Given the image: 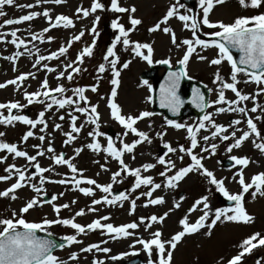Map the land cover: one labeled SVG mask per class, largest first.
<instances>
[{
	"label": "snow or ice",
	"instance_id": "6c2138e0",
	"mask_svg": "<svg viewBox=\"0 0 264 264\" xmlns=\"http://www.w3.org/2000/svg\"><path fill=\"white\" fill-rule=\"evenodd\" d=\"M65 2L66 0H35L34 5L32 3H17V0H0V17L7 15L3 10L5 5L24 10L32 9L42 4L52 3L59 5ZM197 2L201 9L202 16L196 14L193 8L187 7L182 0H175L162 19L148 29L149 33L162 31L164 34L170 35L171 44L176 49L185 48L182 58L177 61V63L182 66L180 71H170L165 78V82L160 85V107L167 108L173 115L179 113L180 108L184 105V101L179 96L178 89L183 78L192 79L187 72L191 57L193 54H196L198 60H208L207 56L197 52L198 49L200 51H207L210 48L217 50L216 58L209 61L210 66H217V71L212 81L213 84L217 85L216 99L207 100L205 94L200 89L193 88V96L190 103L204 113L199 118L195 127L165 118V124L167 126L176 130H186V139L190 144L187 147L180 145L176 148L170 143H163V148L167 151L164 155L156 158L155 164L146 163L140 167L131 168L125 163L124 155L126 153L132 154V159L134 160V150L138 145L145 142L148 144L152 143L148 133L139 130L136 125L145 118L157 115V113L143 111L136 116L125 115L116 102L118 88L120 86L119 78L121 70L127 69L131 63V60H128L121 64L117 46L122 45L123 50L126 52L130 51L134 58L138 57L146 61L149 65L153 63L152 57L154 55V48L152 44L132 41L130 38L131 33L135 32L137 27L142 24V20L134 16L136 12L134 6L126 8L121 6L120 0H110V6L106 7L102 0H92L89 8L77 7L76 19H86L90 15L97 13L98 10L101 12L110 11L116 14H128V24L130 27L126 28L124 24L120 23V16L111 20V28L115 35L111 41V45L107 47L102 57L103 62H101L96 69V83L88 87H75L71 89V96L66 95L69 89L65 87L63 83H59V81L66 79L71 83L76 75L86 71L81 65H83L85 58H92L94 56V49L97 44V37L99 36L97 25L101 17L99 15L94 16L91 28L87 29L88 34L93 36V39L90 44L85 45L78 51L74 60H69L68 58L69 49L75 42L81 41L82 37L85 35V29H81L78 34H73L67 40L66 44H62L57 51H51L48 55L39 54V48L33 44V48H35L36 51L35 61L32 67L37 68L39 65L46 73H56L55 79L58 83L56 87H50L47 76H45L40 84V90L31 93L24 91L26 104H21L18 101L0 103V110L6 109L8 113L5 116L3 112H0V125L14 126L15 123L19 122L29 126V130L21 137V143H26L30 137L35 136V133L31 129H36L38 125L41 126L39 131L43 133L35 137L41 142L40 144L33 145V148L36 149L35 155H29L26 150H21L16 143L0 141V152H6L12 155L13 159L24 158L27 161L26 165L23 167H17L15 164H11L4 169L7 174L0 175V181H8L15 177V182L7 189L0 191V197H10L12 200H16L18 199L15 194L17 190L25 187L30 188L36 194L33 198L25 202L24 206L20 208L19 213L13 212L11 218H0V264H67V261L54 255V250L57 247H65V243L67 246L82 245L83 241L78 239V237L81 235L86 236L96 231H99L102 235L107 236L113 241L135 237L130 247L134 248L136 244L141 245L142 250L148 256L147 264H172L173 251L185 236L196 234L200 232L201 229L205 228L207 229L205 235L210 236L212 229L218 222L243 224H250L253 222V217L244 207V198L245 194H250L253 199H255L258 194L264 197V172L253 175L250 178V182H246L243 174L244 169L252 161H250L247 156H230L229 159L234 162V165L239 166V170L235 173L233 179L238 178L236 182L241 189L238 193H231L226 188L224 179H217L212 171L204 167L202 161L206 159V157L198 155L194 150L199 148L201 153L215 155L218 144L215 142L209 144L208 142L210 140L215 141L219 139L221 142L231 141L226 147V151L231 153L233 149H240L243 144L251 138V143L254 148L264 154V134L261 133L257 124L254 122L261 120L262 117L260 115L255 117L249 116V112L256 113L258 108L264 113V108L256 104V96L264 93V13L253 16H240L235 18L232 23L225 24L223 22H213L209 17L213 8L216 5L225 3L226 0H197ZM238 3L242 8L257 9L264 6V0H238ZM181 10L184 11L182 12ZM38 17H42L47 22L48 26L44 27L39 32H32L31 25H29L27 29L28 35L30 36L29 40L17 35V33L20 32L19 28H13L8 32H0V42L10 43L17 49L12 56L4 57V59L12 62L14 71L16 70V61L20 57L25 54H27L29 58L33 57V48H29L28 44L35 41H39L41 44L45 42L52 43L55 37L50 35L46 36L47 33L54 29H72L75 27L73 18L63 14L53 17L50 14V10L44 9L40 12L29 11L27 14L20 15L18 18L4 19L2 23H0V29L6 26L32 22ZM172 18H176L182 23V29L188 30L191 33V38L177 40L175 31L167 26L169 20ZM162 25L164 26L162 27ZM204 28L213 31L202 32ZM201 35L207 36L208 39L201 38ZM7 36H10L11 39L5 40ZM21 48L24 49L23 52L19 51ZM234 51L239 54L238 60L234 57ZM62 57L64 58L63 60H61ZM52 60L60 61V64L63 66L62 70L58 71L59 66H49L47 61ZM225 61L230 65V74L228 78H225L220 71V66ZM156 63L169 65V67L172 66L170 59L159 60L156 61ZM107 72L111 74L109 80L111 85L110 95L107 97L101 95L100 99L105 100L106 106L110 110V117L124 130L123 136L120 138L119 147H117L112 137H106V146H102L97 139L105 135L99 131V105L92 104L85 94L87 91L98 94L100 81L103 79V74ZM29 77L33 79L36 78L35 74L32 72L21 73L14 79L0 83V89L13 85L16 90H20ZM240 77H243V79L241 80ZM241 83L245 85L249 83L257 85L258 90L255 95L243 93V91L238 88V85ZM143 84L148 86L149 92L152 91V86L148 84V81H143ZM212 91L213 89H208L209 93ZM226 91H231L235 99L229 100L226 98ZM151 99L152 97L149 96L148 100L151 101ZM49 100L50 102H48ZM249 100H251L254 105L251 109H248L246 106H241L245 101ZM33 104H39L43 107V110L38 113L35 119L29 118L27 115L19 114L20 110ZM214 106H216L214 112L205 111V109L213 108ZM54 107L57 111L66 108L71 109V111L67 113L70 121V131L63 132L60 123H54L53 125V131L59 130L66 137L63 141L65 145H70L77 139V136L85 127V124L94 125L93 130L88 132V136L92 137V142L83 147L75 148V156L73 157H66L63 153H57L53 146L51 133L47 132L48 121L46 119V113L52 111ZM13 109L18 110V114H13ZM73 113H80L85 116V121L77 126L78 117ZM220 114H238L240 118L231 119L228 124L225 125L217 123L215 120V116ZM58 119L63 121L65 116L60 115ZM242 123H246L247 130L237 127ZM151 126L152 125L149 124L150 128ZM201 130L208 134L199 136ZM238 132L241 133L239 136H237ZM4 135V132H0V137ZM129 135H132L134 139L126 143L123 137ZM164 135H166L165 132L156 133V136L161 139H163ZM46 138L47 147L45 148L43 145ZM201 140L206 146L201 145ZM258 140L260 142H257ZM84 147H87L94 153L99 154L102 152L105 154V164H100L102 171H110L106 166L107 158L110 157L117 162L119 169L111 174L109 183L100 184L96 179L84 177V170L76 166L74 163L75 157L80 155ZM169 153H179L178 159L181 161L184 160L185 156L190 157L191 163L177 169L175 161L170 158L165 159ZM44 156H47L51 161L48 167H42L37 159L38 157ZM6 159L7 156H0V163H3ZM94 163L99 162L94 161ZM157 165L163 166V171H160L159 175L164 178L162 183L165 189H175L179 182L184 180L190 173L199 172L208 180L210 185L215 186L216 192L220 193L227 201L233 202L232 206L216 208L213 211L208 202L209 197L207 195L195 200L186 214L179 220V225L182 230L175 233L167 240L162 238L163 234L160 229H156L155 231L149 230L152 229L155 224L162 225L172 211L171 208L162 215L157 216L152 214L148 217L141 216L138 217L137 221L119 226L107 222L111 219L110 215L100 216L86 225L76 222L77 217H83L88 213L98 212L99 209L95 207L96 205L123 207L125 201L129 202L128 214L134 215L137 209V201L140 200L142 196L147 198L142 205L145 208L150 205H163L166 202L163 196L153 197V193L161 189L162 184L156 183L152 175H142V172L147 173L156 168ZM57 166H66L71 173V178L56 180L51 179L49 176H45V173L61 175L56 170ZM29 167L35 169L34 174L28 173ZM174 169L175 172L173 173ZM169 173L173 174L170 175ZM97 175H99V173H97ZM127 176L133 178L130 188L127 192L121 191L118 195H114L113 185L123 183ZM33 181L37 182L34 183ZM46 183L59 185L71 184L74 186L73 190L79 191L85 197L92 198L91 205L86 206L87 211L85 208H81L75 211L70 218H61V211L69 210L71 212V205H75L77 200L73 199L70 204H56L55 201L64 195L63 192H61L59 196L52 195L50 199H43L42 194L43 196H47V192L43 187ZM142 186L147 190L140 192L139 195L132 198V194ZM95 190H99L103 195L100 198H95ZM250 190L252 191L250 192ZM183 199V197L180 198V200ZM44 204H48L52 207L57 217L56 219L50 220L44 217L39 222H32L25 218V214L29 213L30 210L43 207ZM180 206V202H175L173 204V208L175 209H178ZM197 211L202 214L199 215L194 222L190 223L189 216ZM53 225L67 227L73 230L74 234L62 237L64 243H60L59 245L54 243L53 240L42 238L37 234L38 232H44L51 236L48 230ZM141 226L144 227L146 232H149V239H144L142 236L136 234L135 230ZM254 241L256 243H254ZM107 243L108 240H103L100 243H92L85 247H81L80 252L92 253L96 251L108 254L111 252V249L108 247H101V244ZM258 246H264V236H261L260 233H254L241 242L239 245L240 251L237 255L228 259L227 264H242L243 257L246 254H251L253 249ZM154 252L156 253L155 260L152 258ZM130 254L138 255L137 252H124L119 255H112L108 258L111 261H119ZM78 258L76 252H72L69 256V259L74 262L77 261ZM91 264H105V262L104 260L93 259ZM257 264H260V262L257 261Z\"/></svg>",
	"mask_w": 264,
	"mask_h": 264
},
{
	"label": "rangeland",
	"instance_id": "374dc122",
	"mask_svg": "<svg viewBox=\"0 0 264 264\" xmlns=\"http://www.w3.org/2000/svg\"><path fill=\"white\" fill-rule=\"evenodd\" d=\"M106 7L110 6V0H102ZM175 2V0H120V4L123 7L130 8L134 6L136 12L134 16L142 20V24L137 27V30L131 33L132 41H139L142 43H151L154 48V55L152 57L153 63L149 65L146 61L141 60L138 57L133 56L130 51H124L122 45L117 46V52L120 56L121 64L125 61L131 60V63L127 69L121 70L120 75V86L118 88V95L116 97V102L122 109V113L125 115L136 116L140 112L150 111L152 112V99L148 100V97L151 96L148 86L143 84L141 78L142 74L149 70L150 66L160 67V63L156 61L170 59L172 67H176L179 64L177 61L182 58L185 48L176 49L170 41V35L164 34L162 31H157L154 33H149L148 29L153 26L157 21L161 20L162 17L166 14L168 8ZM17 3L27 4L32 3L35 5V0H17ZM92 3V0H66L65 3L56 5L52 3L42 4L40 6H35L32 9L20 10L14 6H4V11L7 13L6 16L0 17V23L4 19L9 18H18L20 15L27 14L29 11H43L44 9L50 10V14L55 17V15L63 14L73 18L75 27L72 29H54L46 34V36H53L55 40L52 43H43L35 41L28 44L29 48H33V44L39 48L40 53L43 55H48L51 51H57L62 44H66L67 40L73 35L78 34L81 29H85V35L82 37L80 42H75L72 47L69 49L68 58L69 60H74L78 51L82 49L85 45L90 44L93 36L89 35L87 29L91 28L92 20L95 15L101 17L98 25L97 31L99 36L97 37V44L94 49V56L92 58H85L82 68L86 71L82 72L79 75H76L74 80L69 83L66 79L59 81L63 83L65 87L69 89L66 95L71 96V89L75 87H88L96 83V69L98 65L103 62L102 57L106 52L108 46L111 45V41L114 38V31L111 28V20L115 19L117 16H120V23L124 24L125 27H130L128 24V14H116L110 11H97V13L90 15L86 19H76V9L77 7L89 8ZM195 13L202 16L201 9L199 5L193 8ZM182 12L184 10H181ZM264 13V6H261L257 9L252 8H242L238 0H226L225 3L216 5L210 13V20L213 22H223L225 24L232 23L235 18L240 16H253ZM31 25L32 32H39L44 27H47V22L42 18L38 17L32 22H25L21 25H12L6 26L5 28L0 29V32H8L13 28H19L20 32L17 33L21 38L26 40L30 39L27 29ZM164 25H162L163 27ZM168 27H171L177 36V40H182L186 38H191V33L188 30L182 29V23L176 18H172L168 22ZM213 30L202 29V32H210ZM201 38L208 39L207 36L201 35ZM11 37H5V40H10ZM17 49L14 45L6 42H0V83H4L8 80L14 79L16 76L21 73L32 72L35 74L36 78L33 79L29 77L27 81L24 82L23 87L20 90H16L15 86L9 85L6 88L0 89V103L8 102H20L21 104H26L24 99V91L29 93L40 90V84L47 76L50 87H56L58 81L55 79L56 73H46L41 66L33 68L32 65L35 61V48H33V57L29 58L27 54L20 57L16 61V70H13V64L10 60L4 59L5 56H12ZM19 51H24L23 48ZM197 52L201 55L207 56L208 60L200 61L197 59V55L193 54L191 57L187 72L193 81L204 84L207 88L213 89L210 93V100L216 99V88L217 85L213 84L214 74L217 71V66H210L209 61L213 58H216L217 50L210 48L207 51ZM64 58L62 57L61 60ZM49 66L58 67V71L62 70V65L58 60L47 61ZM119 67V65H118ZM40 69V70H38ZM70 71V70H69ZM221 74L228 78L230 74V65L225 61L220 66ZM164 74V69L160 68L158 73V79H160ZM111 78L110 72L103 74V79L100 81V87L97 93H92L87 91L85 94L88 97L89 101L92 104H98V111L100 113V129L104 136L98 137L102 146H106L107 140L106 137L109 136V129L114 131L112 136L117 147L120 146V138L123 136V128L110 117V110L106 106L105 100H101L100 96L103 95L107 97L110 95L111 85L109 80ZM242 80L243 77H240ZM230 82V81H229ZM148 84L152 86L153 81H148ZM238 88L243 91L245 94L255 95L257 92V85L249 83L247 85L241 83L238 85ZM226 98L229 100L235 99L234 94L231 91H226ZM75 99V97H74ZM50 102V100L48 101ZM82 103V102H81ZM256 104H259L261 108H264V93L256 96ZM248 109L253 107V102L251 100L245 101L243 105ZM216 106L209 108L207 111L214 112ZM26 108H32L33 113L30 115V118L35 119L38 116V113L43 110V107L39 104L29 105ZM68 111L71 109H61L59 111L54 107L52 111L46 113V119L48 121L47 132L51 133V139L53 146L56 149L57 153H63L66 157L75 156L74 149L78 147H83L88 143L92 142V137L88 136V132L92 131L94 125L85 124V127L81 130L77 139L72 142L70 145H65L63 141L66 137L62 134L61 131H53L54 123H60L62 125L63 132L70 131V121L67 115ZM6 116L7 110H0ZM78 117L77 126L83 123L86 119L85 116L80 113H73ZM23 115V114H22ZM64 115L65 119L63 121L59 120L58 117ZM260 115L262 118L259 121H254L257 124L258 129L264 134V113L258 108L256 113L249 112V116L255 117ZM240 118L238 114H220L215 116L217 123L227 125L231 119ZM199 118L189 116L187 118L178 121V123L187 124L195 127L198 123ZM151 124V128L149 127ZM41 126H37L36 129H31L34 133V137H30L26 143H21V137L29 130V126L21 124L19 122L15 123L14 126H4L0 125V132H4L5 135L0 137V141L8 143H16L21 150H26L29 155H35L36 149L33 148V145L40 144L41 142L36 139L39 135H42L39 131ZM136 127L139 130L147 132L150 136L152 143H142L136 147L134 150L135 159H132V154H125L124 160L131 168H137L146 163H156V158L161 155V149L163 148V143H170L173 147L178 148L180 145L185 147L189 146L190 142L186 139L187 132L185 129L176 130L165 124V118L161 115H154L149 118L138 122ZM244 130H247L246 123H242L237 126ZM231 131V129H230ZM157 132H165L166 135L163 136V139L156 136ZM205 133L201 130L199 136H203ZM241 133H237L239 136ZM124 141L131 142L134 137L129 135L123 137ZM217 143L218 148L215 155H209L208 153H201L200 149H195V153L198 155L205 156L206 159L202 161L205 168L212 171L217 179H224L226 188L231 193H238L241 189L239 184L236 182V179H233L235 173L239 170V166H235L232 170H224L222 168L221 162L230 156L243 157L247 156L251 163L244 169V177L246 182H250V178L258 173L264 172V154L259 152L251 143V138L249 141H246L240 149H233L231 153L226 151L227 145L231 141L221 142L219 139L208 143ZM257 142H260L259 140ZM202 146L204 142L200 141ZM43 147H47V138L44 142ZM177 154L169 153L165 159H172L175 161L177 169L183 166H187L191 163L190 157L185 156L184 160L181 161L178 159ZM0 156H7V159L0 163V175H6L4 169L11 164H15L17 167H23L26 165L27 161L24 158H15L13 159L12 155L6 152H0ZM42 167H48L51 164V161L44 157L37 158ZM98 161L99 163H94ZM74 163L79 169L84 170V177L96 179L100 184H107L110 182V176L113 172L119 169V165L116 161L112 160L110 157L107 158V167L110 171L105 172L100 168V164H105V154L104 153H94L89 150L87 147H84V150L80 153L79 156L75 157ZM57 172L61 175L45 173V176H49L51 179H62V178H71V173L66 166H57ZM163 171V166L157 165L156 168L150 170L147 173L142 175H152L156 183H161V189L156 190L153 193V197L163 196L165 203L163 205L148 206L147 208L142 205L146 201V197H141L137 201V209L134 215L128 214L129 202L125 201L123 207L119 206H104L96 205L95 207L99 209L96 213H88L83 217H77L76 222L82 225L90 223L92 220L99 218L100 216L110 215L111 219L107 222L113 223L115 226H119L125 223L132 221H137L138 217L144 216L148 217L152 214L157 216L162 215L164 212L168 211L170 208L172 211L169 216L164 220L163 224H155L152 229L149 231H155L160 229L162 231V238L167 240L170 239L172 235L181 231L179 225V220L186 214L187 210L195 202V200L207 195L209 197V204L213 211L216 208H225L223 205V196L215 191V186L210 185L208 180L201 175L199 172L190 173L184 180L180 181L178 186L175 189H165L163 187V177L159 175V172ZM175 169L173 170V173ZM29 174H34L35 169L32 167L28 168ZM99 173V175H97ZM173 173H169L170 175ZM123 175V173H122ZM38 181V178H37ZM37 181H33L36 183ZM15 182V177L8 181H0V191H3L10 187L12 183ZM133 178L127 176L123 183L114 184L113 191L118 189H123L125 192L130 188ZM87 186V185H81ZM45 191L48 194L58 195L63 192L64 195L59 197L56 204L69 203L75 199L77 203L71 205V212L69 210H62L60 213L61 218H70L71 215L78 211L81 208L91 205L92 198L83 196L79 191L73 190L74 186L71 184L59 185L54 183H46L44 186ZM91 187V186H90ZM147 189L143 186L138 189L135 193L132 194V198L139 195L140 192L146 191ZM252 190H250L251 192ZM95 198H100L103 194L99 190H95ZM185 193L184 199L180 200L179 195ZM18 197L16 200H12L10 197H0V218H11L13 212L19 213L21 207L24 206L25 202L33 198L36 194L28 187L17 190L15 193ZM43 197V194H42ZM175 202H180V207L178 209L173 208ZM244 207L246 211L253 217V222L250 224L243 223H233V222H218L217 225L212 229L211 235H205L207 229H201L200 232L185 236L183 240L177 245V248L173 251L172 264H227V260L237 255L240 251L239 245L241 242L253 235L254 233H260L261 236H264V197L259 194L255 199L252 198L250 194H245L244 198ZM202 213L197 211L193 212L189 216V222H194L196 218ZM47 217L48 219H56V215L53 212V209L50 205L43 206L40 208L32 209L29 213L25 214V218L32 222H39L42 218ZM210 222V221H209ZM51 235L56 237H64L66 235L74 234V231L59 225H53L48 230ZM131 231V230H130ZM136 231V234L142 236L144 239H149V232L144 230V227L141 226ZM83 241L82 245H72L65 246L60 249L54 255L58 256L62 260L67 261V264H91L93 259L104 260L105 264H127L128 261L132 260L135 257H140L143 264H147L148 256L142 250V246L136 244L134 248L130 247L133 244L135 237H130L127 239H120L118 241L110 240L107 236L102 235L99 231L91 232L88 235H81L78 237ZM103 240H108L107 244H101V247H108L111 249V252L104 254L101 252L93 251L92 253H82L80 252L81 247H85L92 243H100ZM254 243H256L254 241ZM72 252L78 254V260L72 261L69 259V256ZM132 253L137 252L138 255H128L122 258L119 261H111L108 257L112 255H119L120 253ZM153 260L156 259V253H153ZM257 261L260 264H264V246H258L253 249L251 254H246L243 257L242 264H257Z\"/></svg>",
	"mask_w": 264,
	"mask_h": 264
},
{
	"label": "water",
	"instance_id": "95a60500",
	"mask_svg": "<svg viewBox=\"0 0 264 264\" xmlns=\"http://www.w3.org/2000/svg\"><path fill=\"white\" fill-rule=\"evenodd\" d=\"M184 3H186L187 5L190 6H194L197 2V0H183ZM234 57L238 60L239 59V54L236 53L235 51L233 52ZM163 66L166 68L167 73L166 75L163 77V79L158 82V87L156 88L157 92L155 95V103H156V111L157 112H164L167 114L168 118L170 119H180L182 116L184 115H188L190 113H194L196 116H202L204 113L201 112L198 108H196L192 103H190V101L192 100V96H193V88H198L200 89L204 94L206 99L208 100V94L207 92H205L204 88L200 85H197V83L195 82H189L188 80H186L185 78H183L180 82V87L178 89V94L181 97V99L184 101V105L180 108L179 113L177 115H173L167 108H161L160 107V85L163 84L165 82V78L168 76V73L170 71H180L182 66H179L177 69L175 70H171V68L169 67V65H165L163 64ZM157 69L156 68H152V70L146 74L143 75L144 79H153L155 78L156 74H157ZM184 84H190V91L186 96H183L180 92L181 88L184 86ZM206 111V109H205ZM18 112V110L13 109V114H16ZM28 116V114H26ZM112 133V132H111ZM233 166V161L232 160H227L226 162H224V167L225 168H230ZM119 192L121 191H117L114 192V195H118ZM51 197L46 196L44 199H50ZM233 202H229L227 201L226 205L228 206H232ZM40 237L45 238V239H51L53 240L54 243H56L57 245H59L60 243H64L62 240L56 239L52 236H48V235H43L40 232L37 233ZM66 244V243H65ZM60 247H57L55 250H57ZM54 250V251H55Z\"/></svg>",
	"mask_w": 264,
	"mask_h": 264
}]
</instances>
